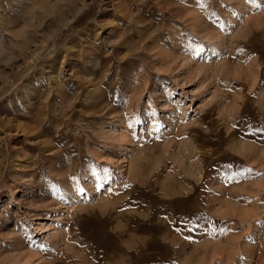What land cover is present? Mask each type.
<instances>
[{
	"label": "rangeland",
	"instance_id": "374dc122",
	"mask_svg": "<svg viewBox=\"0 0 264 264\" xmlns=\"http://www.w3.org/2000/svg\"><path fill=\"white\" fill-rule=\"evenodd\" d=\"M0 264H264V0H0Z\"/></svg>",
	"mask_w": 264,
	"mask_h": 264
},
{
	"label": "bare ground",
	"instance_id": "6f19581e",
	"mask_svg": "<svg viewBox=\"0 0 264 264\" xmlns=\"http://www.w3.org/2000/svg\"><path fill=\"white\" fill-rule=\"evenodd\" d=\"M158 55H162L161 57H162V60H166L167 58H168V56H166V55H164L163 56V54H162V51L161 50H159V51H157L156 52ZM168 55V54H167ZM170 55V54H169ZM169 57H171V56H169ZM173 58V57H172ZM185 60V59H184ZM190 61V60H189ZM167 62H169V61H167ZM189 62L187 61V60H185V61H183V64L184 65H186V67H187V64H188ZM191 67V66H190ZM184 73L186 74V76H188V77H193V72L190 70V68H188V70H186V69H184ZM182 77V76H181ZM253 79V78H252ZM256 216V215H255Z\"/></svg>",
	"mask_w": 264,
	"mask_h": 264
},
{
	"label": "snow or ice",
	"instance_id": "6c2138e0",
	"mask_svg": "<svg viewBox=\"0 0 264 264\" xmlns=\"http://www.w3.org/2000/svg\"><path fill=\"white\" fill-rule=\"evenodd\" d=\"M248 172H251V170L249 169V170H247Z\"/></svg>",
	"mask_w": 264,
	"mask_h": 264
}]
</instances>
